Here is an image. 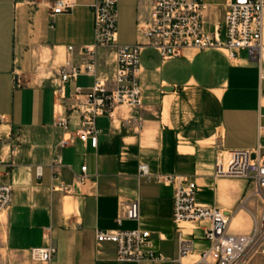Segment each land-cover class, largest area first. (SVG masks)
Segmentation results:
<instances>
[{
    "label": "crops",
    "instance_id": "1",
    "mask_svg": "<svg viewBox=\"0 0 264 264\" xmlns=\"http://www.w3.org/2000/svg\"><path fill=\"white\" fill-rule=\"evenodd\" d=\"M57 1L0 0V185L11 188L0 218V264H39L30 251L48 245L55 249L49 264H135L117 263L115 245L95 240L96 231L136 227L118 224L134 200L150 249L166 259L138 264H198L210 247L203 237L206 225H174L173 187L156 182V176L194 183L196 202L223 211L230 235L250 233L260 208L251 197L252 183L212 175L218 152L264 147V10L258 63L247 50L232 59L224 50H186L162 61L155 50L142 48L141 105L118 106L111 117H97L93 148L79 140L78 108L94 78L80 75L62 84L59 70L65 60L86 61L81 54L93 44L94 0H71L70 12L51 17L49 8ZM232 1L203 0L208 34L223 39ZM149 9V0H118L117 45L145 43L141 32ZM115 69L113 50H96L95 79L110 91ZM59 117L66 118L65 128L55 126ZM141 166L149 179L140 176ZM82 167L86 179L80 184ZM179 234L192 242L181 261Z\"/></svg>",
    "mask_w": 264,
    "mask_h": 264
},
{
    "label": "built area",
    "instance_id": "2",
    "mask_svg": "<svg viewBox=\"0 0 264 264\" xmlns=\"http://www.w3.org/2000/svg\"><path fill=\"white\" fill-rule=\"evenodd\" d=\"M149 18L141 32L144 44L132 46L117 45V2L118 0H94L90 6L93 15V44L84 47L86 61L74 65L65 60L59 70L62 84L75 80L80 75L94 78L90 93L78 108L80 114L79 140L89 142L96 147L98 131L95 120L100 116L111 117L115 107L137 108L141 105V92L138 84L140 73V51L147 47L155 50L162 61L180 58L184 51L224 50L228 58L235 57L239 50H247L250 60L258 63L262 51L264 0H233L227 7L223 23V39L215 38L204 30L203 14L206 6L203 0H149ZM71 0L57 1L50 6V15L54 17L72 10ZM98 49H112L115 57V89L107 90L105 85L95 79V53ZM73 47H68L71 53ZM264 74L260 73V78ZM61 92V89L58 90ZM80 89L76 88L78 95ZM55 126L65 128L67 120L59 117ZM65 145V142L61 144ZM86 168H81L78 183H84ZM142 177L150 178L145 166L139 167ZM213 178H239L252 183L251 197L260 201V208L253 229L242 236L228 233V216L216 207L199 205L195 200L196 185L176 176H156L154 180L173 187L172 222L205 224L204 239L210 247L199 255L198 264H246L256 254H264V147L258 145L254 151L233 150L218 152L216 155ZM11 202V188L0 185V218L6 213ZM139 201L128 204L122 219L135 223L132 230L112 232L96 231L95 240L99 244L111 243L116 247L117 263H135L166 261L162 255H156L149 247L148 231L138 226ZM177 260L188 257L192 251V242L178 235ZM55 249L46 247L32 249L31 261L49 264Z\"/></svg>",
    "mask_w": 264,
    "mask_h": 264
},
{
    "label": "rangeland",
    "instance_id": "3",
    "mask_svg": "<svg viewBox=\"0 0 264 264\" xmlns=\"http://www.w3.org/2000/svg\"><path fill=\"white\" fill-rule=\"evenodd\" d=\"M239 225L240 224H236L235 227H237ZM246 264H264V254L256 253V254L252 255Z\"/></svg>",
    "mask_w": 264,
    "mask_h": 264
}]
</instances>
